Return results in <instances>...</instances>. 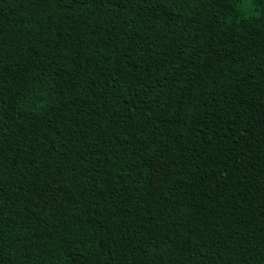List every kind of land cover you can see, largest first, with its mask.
<instances>
[{"label":"trees","instance_id":"1","mask_svg":"<svg viewBox=\"0 0 264 264\" xmlns=\"http://www.w3.org/2000/svg\"><path fill=\"white\" fill-rule=\"evenodd\" d=\"M0 264H264V0H0Z\"/></svg>","mask_w":264,"mask_h":264}]
</instances>
